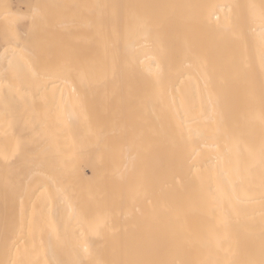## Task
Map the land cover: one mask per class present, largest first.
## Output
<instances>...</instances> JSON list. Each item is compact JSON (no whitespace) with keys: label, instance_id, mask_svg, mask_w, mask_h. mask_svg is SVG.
<instances>
[{"label":"bare ground","instance_id":"bare-ground-1","mask_svg":"<svg viewBox=\"0 0 264 264\" xmlns=\"http://www.w3.org/2000/svg\"><path fill=\"white\" fill-rule=\"evenodd\" d=\"M27 10L0 66V204L22 207L0 264H264V0Z\"/></svg>","mask_w":264,"mask_h":264},{"label":"rangeland","instance_id":"rangeland-1","mask_svg":"<svg viewBox=\"0 0 264 264\" xmlns=\"http://www.w3.org/2000/svg\"><path fill=\"white\" fill-rule=\"evenodd\" d=\"M15 1L14 0H10V1L9 0H0V66L3 65V60H4V56H5V54H3V52L7 49V42H9L8 40L11 39L13 34L16 32L20 37H24L27 35V24H28V13H27L28 10H27V8H28V6L32 5L34 3V1L36 2V0H34V1L33 0H18L16 2ZM7 2L9 3L8 4L9 7L7 5ZM18 3H20V4H18ZM2 6H3V8H2ZM6 9L11 10V13L9 15L3 14V10H6ZM2 54H3V57L1 58ZM1 77H3V75H1ZM4 89H5L4 87L0 88V99L1 100L2 99L6 100V98H7L4 96V93H5ZM5 105H6V103H1V106H5ZM8 107H9V105H8ZM6 128L8 131L5 130ZM4 132H5L4 136H5V140H6L8 138V137L6 138L7 132H8V136H10V134H12V130H11L10 126H6L4 128ZM9 139H7V140H9ZM6 146H8V145H6ZM6 146L2 145V148L5 149L4 150L6 152L5 154L9 155L10 148L8 149V147H7V150H6V148H4ZM3 158H4V156L1 157V160ZM4 164L6 165V162ZM10 186L11 185H8L7 187L11 189ZM9 195L11 196L12 194L8 193V196ZM0 205H1L0 206V213H1L0 216L2 215V213H4L5 209L14 211V210H18V209L22 208L20 206L15 205L13 203L12 198L6 199V203L4 204L2 202V204H0ZM6 219H9V218H6Z\"/></svg>","mask_w":264,"mask_h":264}]
</instances>
